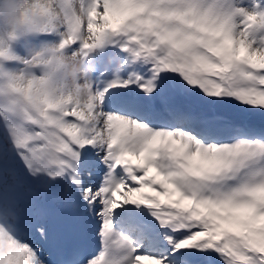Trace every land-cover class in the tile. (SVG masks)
I'll use <instances>...</instances> for the list:
<instances>
[{
  "label": "snow or ice",
  "instance_id": "6c2138e0",
  "mask_svg": "<svg viewBox=\"0 0 264 264\" xmlns=\"http://www.w3.org/2000/svg\"><path fill=\"white\" fill-rule=\"evenodd\" d=\"M43 196L98 254L54 243ZM0 264H264V0H25L0 31Z\"/></svg>",
  "mask_w": 264,
  "mask_h": 264
},
{
  "label": "clouds",
  "instance_id": "9594fccd",
  "mask_svg": "<svg viewBox=\"0 0 264 264\" xmlns=\"http://www.w3.org/2000/svg\"><path fill=\"white\" fill-rule=\"evenodd\" d=\"M25 0H2L0 3V31H10L19 26ZM65 86L80 99H86L92 85L90 60L75 59L69 61L60 72Z\"/></svg>",
  "mask_w": 264,
  "mask_h": 264
},
{
  "label": "bare ground",
  "instance_id": "6f19581e",
  "mask_svg": "<svg viewBox=\"0 0 264 264\" xmlns=\"http://www.w3.org/2000/svg\"><path fill=\"white\" fill-rule=\"evenodd\" d=\"M234 103H238V102H235ZM193 108H195L196 111L200 112L201 110L196 107V106H192ZM206 119L211 117V116H226V115H229L228 112L226 110H223V109H217V110H213V111H209V112H202L201 113ZM228 117V116H226ZM51 197V202H53L54 200L52 199V196ZM42 206V205H41ZM43 207V206H42ZM100 244V243H99Z\"/></svg>",
  "mask_w": 264,
  "mask_h": 264
},
{
  "label": "rangeland",
  "instance_id": "374dc122",
  "mask_svg": "<svg viewBox=\"0 0 264 264\" xmlns=\"http://www.w3.org/2000/svg\"><path fill=\"white\" fill-rule=\"evenodd\" d=\"M0 3H2V0H0Z\"/></svg>",
  "mask_w": 264,
  "mask_h": 264
}]
</instances>
